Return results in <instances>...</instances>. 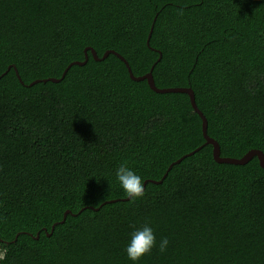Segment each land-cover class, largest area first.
<instances>
[{
	"label": "trees",
	"instance_id": "trees-1",
	"mask_svg": "<svg viewBox=\"0 0 264 264\" xmlns=\"http://www.w3.org/2000/svg\"><path fill=\"white\" fill-rule=\"evenodd\" d=\"M124 61L264 156V0H0V264H264L257 156Z\"/></svg>",
	"mask_w": 264,
	"mask_h": 264
},
{
	"label": "water",
	"instance_id": "water-1",
	"mask_svg": "<svg viewBox=\"0 0 264 264\" xmlns=\"http://www.w3.org/2000/svg\"><path fill=\"white\" fill-rule=\"evenodd\" d=\"M152 31V27L150 29V32ZM150 37V35L148 36V38ZM149 42V39H147V44ZM90 51H91V54L93 56V58L95 60H99V59H104L107 57L108 53H112L113 51H106L103 56L101 58H98L95 51L93 49L90 48ZM84 52L86 53V49L84 50ZM115 54V53H114ZM118 56V54H116ZM87 61V56L85 54V60L83 62H72L70 63L67 68L64 70L63 74L61 75V78L64 77L65 73L67 72V70L69 69V67L73 64H78V65H83L85 64ZM125 62V61H124ZM126 66H127V70L129 72V76L131 79L135 80V81H140V80H146L149 87L154 90L155 92L157 93H168V92H182V93H186L189 97V100H190V103H191V106L192 108L195 110V112L198 113V115L200 116L201 118V121H202V134H203V137L205 139V143L203 145H207V144H210L212 145V154H213V158L216 162L218 163H231V164H244L246 163L248 160H250L252 157L254 156H257L258 160H259V164L264 167V156L263 154L260 152V151H257V150H250L249 152H247L242 158L240 159H234V158H228V157H221L220 156V149H219V145L218 143L213 140L212 138L208 137L207 135V121H206V118L203 116V114L198 110L196 104H195V97H194V93L193 91L191 90V88H177V87H174V88H157L155 86V83H154V79H153V75H152V69H150L149 72H147L146 74L142 75V76H139V77H135L132 72H131V69L129 67V65L127 64V62H125ZM9 69V68H8ZM18 76V74H17ZM19 78V76H18ZM60 78V79H61ZM48 80L52 81V82H58L59 79H56V78H48ZM45 81V80H44ZM36 81L32 82L31 84L35 83ZM200 148H198L197 150H199ZM196 150V151H197ZM179 161V160H178ZM177 161V162H178ZM160 181L158 182H155V183H160ZM65 216V215H64ZM52 229H53V226H52Z\"/></svg>",
	"mask_w": 264,
	"mask_h": 264
}]
</instances>
